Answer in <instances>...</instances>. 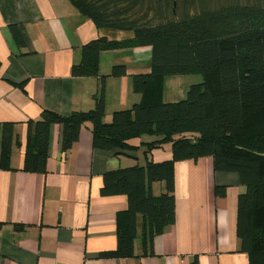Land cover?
<instances>
[{
  "label": "trees",
  "instance_id": "1",
  "mask_svg": "<svg viewBox=\"0 0 264 264\" xmlns=\"http://www.w3.org/2000/svg\"><path fill=\"white\" fill-rule=\"evenodd\" d=\"M69 1L99 31L123 34L84 45L73 77H97L103 52L143 47L151 50L150 72L131 76L142 99L114 112L110 122L102 87L93 110L66 117L44 110L39 120L28 121L21 171L45 173L54 125L62 127L63 153L77 143L85 124L91 125L94 149L117 155L135 151L130 141L143 136L157 139L145 144L146 158L169 144L168 161L147 160L144 166L104 174L101 195H124L127 209L116 215L117 248L99 256L125 259L135 257L139 229L146 255L154 239L175 223V163L212 157L215 171L236 173L245 188L237 207L240 251L250 264H264V0ZM11 32L24 46L18 26ZM195 74L202 82L191 85L184 99L163 101L165 78ZM110 76H127L126 66H114ZM13 140L14 124L0 123V169L11 170ZM155 183L163 184L158 195ZM225 192L216 188L220 197Z\"/></svg>",
  "mask_w": 264,
  "mask_h": 264
},
{
  "label": "crops",
  "instance_id": "2",
  "mask_svg": "<svg viewBox=\"0 0 264 264\" xmlns=\"http://www.w3.org/2000/svg\"><path fill=\"white\" fill-rule=\"evenodd\" d=\"M12 25L24 46L16 43ZM102 36L123 34L99 31L69 0H0V123L14 124L11 170L0 169V264H250L236 230L245 188L236 173L215 171L212 157L175 163V223L146 255L139 229L135 257L125 259L99 256L117 248L116 215L127 209L124 195H101L104 174L147 160L168 161L169 144L146 158L145 144L157 139L143 136L130 141L135 151L117 155L94 149L91 125L85 124L63 153L62 127L54 125L45 173L21 171L27 122L39 120L44 110L63 117L93 110L102 87L110 122L114 112L141 101L131 76L150 72L149 47L103 52L97 77L72 76L82 47ZM116 65H125L127 76L111 77ZM217 187H225L224 197ZM152 190L160 194L163 184Z\"/></svg>",
  "mask_w": 264,
  "mask_h": 264
},
{
  "label": "rangeland",
  "instance_id": "3",
  "mask_svg": "<svg viewBox=\"0 0 264 264\" xmlns=\"http://www.w3.org/2000/svg\"><path fill=\"white\" fill-rule=\"evenodd\" d=\"M164 98L163 101L168 103L170 101L176 102L180 99H184L185 96L181 94L184 89L185 95L188 88L191 85L199 84L202 82V77L200 75H182V76H171L165 78L164 81Z\"/></svg>",
  "mask_w": 264,
  "mask_h": 264
}]
</instances>
